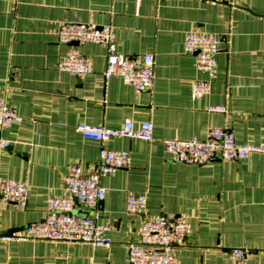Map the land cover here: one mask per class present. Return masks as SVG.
Returning <instances> with one entry per match:
<instances>
[{
  "label": "crops",
  "instance_id": "crops-1",
  "mask_svg": "<svg viewBox=\"0 0 264 264\" xmlns=\"http://www.w3.org/2000/svg\"><path fill=\"white\" fill-rule=\"evenodd\" d=\"M64 22L111 25L116 51L138 63L152 53V87L137 93L118 75L106 81L107 46L60 42ZM194 29L220 39L214 76L200 72L185 49ZM73 46L91 58V73L58 68ZM195 79L211 83L198 99ZM0 99L24 117L0 128V177L28 185L24 208L0 205V231L14 235L44 219L49 197L64 194L72 165L95 169L102 143L83 137L76 125L154 124L152 141L106 142L131 152L128 167L102 178L101 221L114 225L110 248L0 238V264H130L128 244L139 240L144 218L159 215L191 223L174 249L178 264H232L233 247L246 249L248 264H264V151L243 161L193 164L173 160L163 144L165 138L204 139L211 128L227 127L238 142L264 147V0H0ZM210 104H225L227 111L210 112ZM129 191L147 195L142 214L127 213Z\"/></svg>",
  "mask_w": 264,
  "mask_h": 264
},
{
  "label": "built area",
  "instance_id": "built-area-1",
  "mask_svg": "<svg viewBox=\"0 0 264 264\" xmlns=\"http://www.w3.org/2000/svg\"><path fill=\"white\" fill-rule=\"evenodd\" d=\"M144 0H136L140 4ZM164 2L167 0H155ZM58 40L62 43H103L108 48L107 65L104 78L109 81L118 75L134 86L137 93L150 89L155 78V58L152 53L144 55L141 63L116 51L114 29L109 24L92 22H64L58 29ZM185 49L196 57V67L200 72L214 76L217 72V54L222 50L220 39L201 29L189 31L185 37ZM58 68L76 76L92 72V60L73 46L58 62ZM211 90L210 80L192 81V97L198 99ZM208 111L222 113L227 111L225 104H210ZM24 117L5 100L0 99V128H7L22 122ZM76 130L88 139L102 143L98 162L94 170L84 172L80 164L70 167L64 177V194L49 197L47 213L43 220L25 227L22 235L0 231L5 241L17 237L31 240L63 241L69 243H87L94 247L110 248L113 240L110 231L111 221H101L106 188L102 178L110 173L126 168L131 162L128 149H112L106 142L113 137H126L154 140V124L150 120L135 121L126 119L121 127L112 128L100 125L80 123ZM163 144L173 160L183 163L204 164L215 159L243 161L254 151H264L260 145L244 144L237 141L234 131L227 127H213L204 139L165 138ZM3 147L9 141L1 139ZM28 202V185L24 181L0 177V205L12 204L24 208ZM147 195L129 191L126 211L129 215L142 214L145 211ZM191 223L172 215H159L144 218L140 227L138 241L128 244L130 264H178L174 249L183 244L191 233ZM232 264H248V253L241 247H233Z\"/></svg>",
  "mask_w": 264,
  "mask_h": 264
}]
</instances>
